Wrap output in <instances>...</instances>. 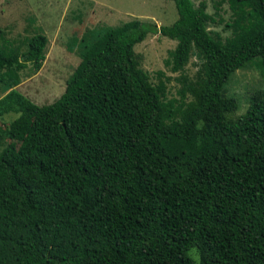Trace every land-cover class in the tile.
<instances>
[{"label":"trees","instance_id":"trees-1","mask_svg":"<svg viewBox=\"0 0 264 264\" xmlns=\"http://www.w3.org/2000/svg\"><path fill=\"white\" fill-rule=\"evenodd\" d=\"M168 1V26L86 31L47 105L13 89L22 64L0 50V118L29 119L17 146L0 141V264H264V90L233 121L223 96L250 63L264 78V0L255 30L231 45L206 29L204 4ZM155 34L175 42L171 73L192 52L201 60L184 84L194 101L175 107L139 68L133 48ZM46 44L41 32L26 40L33 71Z\"/></svg>","mask_w":264,"mask_h":264},{"label":"rangeland","instance_id":"rangeland-1","mask_svg":"<svg viewBox=\"0 0 264 264\" xmlns=\"http://www.w3.org/2000/svg\"><path fill=\"white\" fill-rule=\"evenodd\" d=\"M191 1L194 5L204 4L206 29L222 44H240L255 30L258 12L254 0L245 4L232 0ZM176 17L174 5L168 0H0V50L19 59L15 67L22 64L19 84L13 89L37 106L47 105L62 94L66 79L79 63L78 43L86 31L133 19L156 27L168 26ZM39 32L45 35L47 44L41 67L33 71L32 59L23 57L26 40ZM174 45L173 40L159 34L147 35L133 51L150 83L161 84L164 98L174 99L176 107L194 101L184 84L194 80L201 60L192 52L183 69L171 73L164 60ZM259 90H264V78L252 63L233 72L223 87V96L233 99L236 109L225 113V120L233 121L243 114L250 95ZM28 125V118L19 121L17 115L2 116L0 141L17 146ZM13 130L17 134L10 137L8 133ZM191 256L196 259L193 253Z\"/></svg>","mask_w":264,"mask_h":264}]
</instances>
